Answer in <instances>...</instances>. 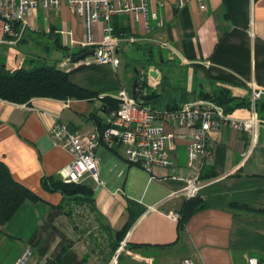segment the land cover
<instances>
[{"label": "crops", "instance_id": "1", "mask_svg": "<svg viewBox=\"0 0 264 264\" xmlns=\"http://www.w3.org/2000/svg\"><path fill=\"white\" fill-rule=\"evenodd\" d=\"M146 1L163 25L150 18L147 27L143 18L114 15L118 35L139 39L121 45L117 68L111 64L64 68L70 82L94 93L92 98L35 97L28 103L0 98V160L17 182L40 198L26 200L0 226V241L20 243L7 264H14L27 246L42 264H183L185 258L195 264H248L252 256L264 260V212L230 208L238 203L264 211V125L254 138L230 125L213 134L214 164L203 175L208 182L192 196H200L207 207L180 232L172 215L192 198L184 192L183 137L173 141L174 167L156 166L152 171L128 163L120 143L113 148L101 143L97 149L101 182L91 175L82 182L94 189L97 219L80 206L71 214L62 212L58 206L63 195L41 185L44 176L60 177L72 160L69 149L54 143L52 127L64 124L82 134L102 131L108 115L104 99H116L123 87L133 94L139 76L149 89L147 102L159 110L227 91L233 97L226 107L228 115L245 119L252 115V84L264 99V0H207L206 10L196 1L183 9L175 0H164L163 5ZM26 19L27 24H17L22 31L18 44L0 45L28 46L30 58L23 62L27 57L23 59L22 53L20 66L41 64L44 58L59 65L69 52L80 50L69 45L71 38H84V27L68 0L59 9L39 8ZM96 38H102V24L96 26ZM164 126L173 132L170 124ZM45 136L54 146L42 151L40 140ZM119 231H124L121 243L125 241L126 247L114 261L117 250L112 254L109 243Z\"/></svg>", "mask_w": 264, "mask_h": 264}, {"label": "built area", "instance_id": "2", "mask_svg": "<svg viewBox=\"0 0 264 264\" xmlns=\"http://www.w3.org/2000/svg\"><path fill=\"white\" fill-rule=\"evenodd\" d=\"M64 0H0V45L15 46L18 44L22 31H18L17 24H27V17L34 14L39 8L46 10L59 9ZM196 1L201 10L207 9V0H175L178 9L187 7ZM69 5L82 21L84 38L81 41L70 39V46L77 45L80 50L94 49L77 62L72 56H67L59 63L64 69L68 65L90 66L92 64H111L117 68L121 63L120 48L125 42H136L134 36H118L112 24L114 15L129 13L135 21L143 18L147 27L149 19L158 20L159 26L163 21L155 13H151L146 0H68ZM159 5L164 0H158ZM102 24V38H96V26ZM169 47L168 44L164 43ZM139 76L142 97L130 94L123 87L116 94L119 100L118 109L108 113L105 127L102 131H93L82 134L71 130L67 125L55 124L50 136L54 143L67 148L72 154L71 162L60 171V177L65 182L81 183L87 175L101 182L99 174V157L97 149L101 143L113 148L120 143L124 148L125 159L128 163L138 165L147 171L156 166L174 167L175 162L170 156L173 141L176 137L187 140V176L184 192L194 196L208 181L204 178V171L214 164L213 134L221 133L227 126L235 130L251 133L256 137L259 127L264 125L257 111V103L262 91L254 84L251 85L250 118H234L228 115L226 106L218 101L199 97L195 101L175 108L159 110L153 108L144 97L149 95V89ZM137 89V87H136ZM144 96V97H143ZM173 128L167 132L165 124ZM179 219V214H173ZM126 247L123 241L114 261ZM14 264H42L34 259V250L31 246L23 249ZM183 264H195L190 258H185ZM248 264H264V260L252 256Z\"/></svg>", "mask_w": 264, "mask_h": 264}, {"label": "trees", "instance_id": "3", "mask_svg": "<svg viewBox=\"0 0 264 264\" xmlns=\"http://www.w3.org/2000/svg\"><path fill=\"white\" fill-rule=\"evenodd\" d=\"M116 35H118L115 32ZM122 36V35H118ZM86 49L69 52V56L76 58L86 52ZM84 67V66H81ZM137 89L135 95L142 97L139 77H137ZM94 96L91 91L70 82L69 71L60 68L57 62L44 58L41 64L32 66H18L10 68L5 62L0 64V98L16 103H28L35 97H51L56 99H90ZM144 97V96H143ZM150 94L145 96L147 101ZM203 97L211 98L227 107V104L233 100L229 93L204 94ZM108 113L118 109L119 100L112 98L104 99ZM259 116L264 119V99L257 103ZM42 187L49 192H60L63 195V202L58 207L62 212L71 214L75 207L89 211L90 215H97V209L94 199V189L86 183L65 182L61 177L44 176L41 179ZM39 196L29 188L17 182L8 166L0 160V226L6 224L16 214L19 208L26 200L37 201ZM207 207V204L200 196H195L186 201L183 208L178 212L179 232L185 227L188 220L198 211ZM231 209L253 210L264 212L263 210H254L246 205L232 203ZM0 229V234H1ZM124 231L115 233L114 242H110L112 254L118 249L123 238Z\"/></svg>", "mask_w": 264, "mask_h": 264}, {"label": "rangeland", "instance_id": "4", "mask_svg": "<svg viewBox=\"0 0 264 264\" xmlns=\"http://www.w3.org/2000/svg\"><path fill=\"white\" fill-rule=\"evenodd\" d=\"M27 49L28 46L26 45L24 46L21 45L19 47L0 46V64L5 62L7 66L11 68H16L20 66L21 65L20 62H22L20 58L22 53L25 54L23 56V59L24 57H27L24 59L23 62H25L26 59L30 58ZM61 52L62 51L60 50V53ZM16 54L19 55L17 59H15ZM86 223L89 224L88 221ZM19 244L20 243L12 242V241H6V242L0 241V264H7L10 261L11 257L17 252L19 248Z\"/></svg>", "mask_w": 264, "mask_h": 264}, {"label": "water", "instance_id": "5", "mask_svg": "<svg viewBox=\"0 0 264 264\" xmlns=\"http://www.w3.org/2000/svg\"><path fill=\"white\" fill-rule=\"evenodd\" d=\"M94 53H95V50L94 49H91L89 51H86V52L80 54L79 56H77L76 58H74L73 62H77L80 59L85 58L87 55L94 54ZM149 72H150L149 73L150 75H154V72L153 71H149ZM136 87H137V80L134 83V88H133V94L134 95L136 93ZM53 146H54L53 141L50 138H48L47 136L43 137L40 140V148H41L42 151H47V150L51 149Z\"/></svg>", "mask_w": 264, "mask_h": 264}]
</instances>
